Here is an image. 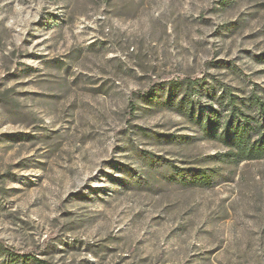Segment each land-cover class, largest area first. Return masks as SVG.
I'll return each mask as SVG.
<instances>
[{
    "label": "rangeland",
    "instance_id": "obj_1",
    "mask_svg": "<svg viewBox=\"0 0 264 264\" xmlns=\"http://www.w3.org/2000/svg\"><path fill=\"white\" fill-rule=\"evenodd\" d=\"M203 85L264 98V0H0V264H264Z\"/></svg>",
    "mask_w": 264,
    "mask_h": 264
},
{
    "label": "trees",
    "instance_id": "obj_2",
    "mask_svg": "<svg viewBox=\"0 0 264 264\" xmlns=\"http://www.w3.org/2000/svg\"><path fill=\"white\" fill-rule=\"evenodd\" d=\"M203 85V91L204 92H211V94H208L213 97L214 100H217L219 104L223 103L225 106L227 104V107L229 106V112H230V119L226 122H224L223 132L220 135V140L222 143L228 147L236 150L239 154H241L242 157H244L247 160L254 161L257 159H263L264 158V98L261 96V94L258 92L257 89H252L250 95L247 97L248 104L240 100V106L237 105V97L229 94V97L227 100H225V95L217 96L215 97L214 91H211V87ZM188 95H185L180 98V100L177 102L176 106L179 109L181 106H186L189 109V112H182L184 115H186L189 119L196 118L199 119L196 115V107L191 103L190 105L187 103L186 98ZM170 100V99H169ZM241 106H244L246 108H250L253 113L255 114V117L253 118L254 126H252L248 122L243 123L241 120V117L244 116V111L242 110ZM213 112H217L216 110H212ZM195 115V116H193ZM245 117V116H244ZM213 120V119H212ZM196 121V120H194ZM214 121V120H213ZM243 124H241V122ZM216 123V121H214ZM208 135L215 137L214 133H209L207 131ZM255 136L254 139H252ZM230 155V154H229ZM198 173V172H196ZM193 176L196 177V180H202V183L207 184L209 182L210 176L208 175H200V174H194ZM11 254V253H7ZM24 261H33V259H30L29 257H24ZM39 264H44V262L41 261H35Z\"/></svg>",
    "mask_w": 264,
    "mask_h": 264
}]
</instances>
